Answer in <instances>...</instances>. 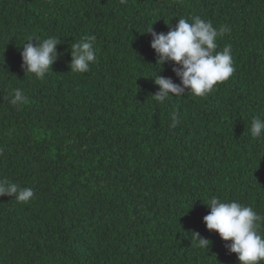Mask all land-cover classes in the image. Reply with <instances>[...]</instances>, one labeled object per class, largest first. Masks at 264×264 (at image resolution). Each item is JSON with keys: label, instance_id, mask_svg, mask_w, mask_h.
<instances>
[{"label": "trees", "instance_id": "trees-1", "mask_svg": "<svg viewBox=\"0 0 264 264\" xmlns=\"http://www.w3.org/2000/svg\"><path fill=\"white\" fill-rule=\"evenodd\" d=\"M193 16L229 29L217 51L231 46L234 72L205 96L157 102L152 79L179 83L178 65L160 70L144 32ZM87 36L97 60L73 73L70 46ZM48 37L61 55L38 79L20 52ZM14 89L26 103H10ZM254 117L264 119V0H0V180L35 193L0 196V264H238L203 223L204 203L264 217Z\"/></svg>", "mask_w": 264, "mask_h": 264}, {"label": "clouds", "instance_id": "clouds-1", "mask_svg": "<svg viewBox=\"0 0 264 264\" xmlns=\"http://www.w3.org/2000/svg\"><path fill=\"white\" fill-rule=\"evenodd\" d=\"M125 2V0H122ZM229 29L213 26L211 21L193 16L189 19L179 18L174 26L169 24L167 33H157L150 26L147 31L151 35V49L156 54V64L162 70L165 63L170 62L178 67L172 71L179 78L174 83L172 78H166L156 73L153 80L158 90L153 94L157 102L163 103L171 96H181L186 92L202 97L214 90V87L228 80L233 72L232 50L225 45L217 51V39ZM37 43L33 45L31 41ZM20 52L24 72L34 74L43 79L51 70V65L61 53L56 51L60 41L56 37L27 39ZM94 36L84 37L71 44L70 71L86 73L90 65L97 60V49L94 47ZM27 102V97L20 89H14L10 98L12 105ZM176 116L173 115V126ZM250 134L253 138L264 135V119L254 117L250 123ZM32 188L21 187L9 180H0V196L15 197L17 202H28L34 197ZM209 209L203 217V223L210 231L218 233L223 241H230L225 247L230 253L236 254L238 264H262L264 262V236L260 234L259 221L264 219L251 206H245L238 201H223L211 197L204 203ZM196 244L202 249H208L210 241L195 234Z\"/></svg>", "mask_w": 264, "mask_h": 264}]
</instances>
